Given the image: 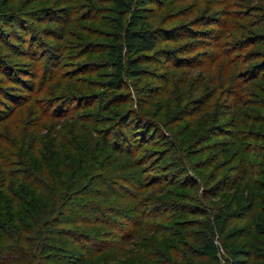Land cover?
Masks as SVG:
<instances>
[{"label":"rangeland","instance_id":"rangeland-1","mask_svg":"<svg viewBox=\"0 0 264 264\" xmlns=\"http://www.w3.org/2000/svg\"><path fill=\"white\" fill-rule=\"evenodd\" d=\"M2 1L0 0V15L4 17L16 15L19 21H22L24 29L16 27L15 24L8 28V24L6 25L4 24L5 21L0 20V29H4L2 32L5 34L7 31L14 33V35L8 37L7 42L0 40V109L7 111L4 104L10 107L17 104L22 96L30 97L33 92L21 83H16L11 77L21 78L23 81L30 83L29 85L32 82L35 84L38 79L34 74L39 63H43L45 67L51 69V92H46L47 88L50 87L46 85L47 90L34 94V97H43V100L50 97L52 104L55 103L61 105V107L68 106L73 97H76L79 102L82 101V104L80 102L82 108L74 110L77 111L74 114L75 116H69V114L68 116L52 118L53 128L57 129V132H53V135H57L59 139L64 137L67 141H73L76 134L79 144H83L82 150L79 149L80 153L78 151L74 152L72 166L76 167L75 172L67 171L64 182L69 183L79 177L82 170L79 154H84L88 148L94 146V141L97 144L100 142L105 144L106 142L100 140L104 133H108L107 138L117 148L118 146L115 145L118 143L117 141L123 144L124 147L129 145V141L124 144L123 138H136L135 142L141 138L140 135L133 133V129L130 130L128 135L123 130L122 120L124 116L128 115V122L137 119L141 124V129H143L145 122L150 125V128L146 131V135L148 134L147 139L150 141L148 144L141 146L135 154L129 153L127 155L122 150H116L113 146L106 148L103 159L106 161V165L109 163L108 169L106 166L107 171L111 172L109 174L115 175L119 181L125 176H139L145 179L156 174L168 175L175 178L177 186L161 188L167 182L163 183L162 180H157L150 186L148 185L150 182L146 181L147 183H145L148 186L142 185L138 189V185L132 182L129 185L134 187L135 192L137 191L135 198L130 201H119L117 198L118 205L128 209L136 206L135 203L140 198L144 202L153 203V205L148 206V209L153 212L156 210L155 205L160 203V198L174 199V202L181 206L197 205L203 208L211 218L215 219L214 221L219 225V229L222 228L223 232L231 234V238L226 240L225 244H230L231 248L241 247L244 240L236 239L232 236L235 234L231 232L237 222L228 226L230 219L223 213L228 205L235 209L238 206L240 207V203L248 202L247 179L259 178L264 183V175H248L246 177L242 188L243 200L240 202V197L237 196L238 200L236 202L238 204L235 203L234 197L239 189L230 192L222 190L214 194L211 188L218 179L235 176L236 169L244 156L251 157L254 162L257 161L258 167L256 168L264 170V158L255 160L251 152L244 151L243 154L238 152L240 145L247 141L243 137L247 131L244 129L246 127H243L246 126V123L255 131L264 133V122L256 120L257 114L264 115V108L255 105L244 108V111L249 109L248 114L251 111L250 120H246L241 116L238 118L236 115L239 111H231L228 108L231 103L228 86L231 85V81L234 79L237 81L234 88H242L244 82L240 77L256 59L228 62L227 56L221 53L222 56L213 65L207 63V65L193 66L190 63L181 61L183 62L181 66L175 67V59L186 60L197 57V60H204L207 59V55L216 52L218 48L199 47L193 52L182 53L181 50L185 47V43L194 42L196 39L169 40L164 35V33L171 32L173 28H176L175 32H178L180 27L200 22L202 18L209 16L223 19L224 15L221 11L223 7L216 6L213 8L212 2L214 0H135L134 7L136 11H131L126 17H122L118 11L113 10V4L110 0H6L5 4ZM197 2L200 6L195 7ZM131 20L134 21V27L137 29L150 28L154 30L161 41L157 48L149 52V61L141 64L142 73L131 75L125 73L126 88L121 91L112 90L105 85L113 77L112 58L109 51H112L116 44L112 40V36L118 32L119 26L130 24ZM191 29H197L199 37H205L206 41H213L211 38L212 30H210L213 27L195 24ZM15 34L19 35L20 38L17 39ZM36 49L38 52L47 51V53H50L51 59L46 61L45 58L40 62L37 58H34L32 53ZM252 50L264 51V47L257 45L247 47L242 52V59L252 54ZM59 53L63 55L60 57ZM134 55H137V53H134ZM204 62L208 61L204 60ZM227 63H230L229 67H227ZM5 68H8V73H4ZM56 70L61 72V78L58 76L53 77V72ZM68 73L73 76L71 78L73 81L63 78ZM237 73L239 77L235 78ZM166 77H168V82L165 79ZM73 82L80 86H73ZM65 83H68L66 90L62 87V85L67 86ZM256 83L259 87L264 84L261 80ZM260 83L261 85H259ZM69 84L72 85L70 88ZM254 84L255 81L252 90L261 97L262 92L260 91L259 94ZM151 90L154 93H159L158 97L152 98L151 94L148 93ZM119 94L122 95L121 98L131 97L130 102H120L118 104ZM60 96L67 97V99L62 98L61 101H58L57 98ZM135 96L141 102L138 99L136 100ZM17 97L18 99H16ZM34 97L30 98L21 107H24L26 112L34 111L39 115L41 112ZM91 99H93V105L85 103L91 101ZM136 101L145 107H141ZM240 107L242 109L243 105L241 104ZM20 109V107L16 108L13 116ZM65 109L70 113L69 106H65ZM196 111L200 112L197 113ZM79 115L83 120L78 119ZM237 121L240 122L238 126H236ZM77 127L80 128V131L77 130ZM0 128L2 127L0 126ZM141 129L138 130L137 134L142 133ZM236 131H238V134ZM116 132L121 133L122 136L117 141L115 138ZM59 139L58 143L60 142ZM249 142L253 143L254 141L250 140ZM257 143V145L264 147L263 140H258ZM103 148L105 146L101 150ZM64 149L67 150V148ZM259 154L264 156L263 152ZM94 157L91 156L92 159H88L84 165L89 174L93 173V167L99 161V158L94 160ZM138 159L146 162L137 164L135 160ZM155 160L159 161L156 165L154 162L152 163ZM99 171L101 170H97V173ZM183 171L189 172L197 182L193 189L189 187L190 183L186 184L187 177ZM215 176L217 177L213 181ZM85 183L86 181L79 182L76 187L79 188L80 185L82 187ZM98 185L100 188L103 187L101 184ZM164 189H170V192L163 191ZM73 190L72 188L69 192L72 196L60 199L64 202V209L62 214H59V212L54 213L56 218L65 217L71 212L72 206L80 204L83 198H89L90 195L92 198L96 196L86 191L89 190L88 187L83 188V190L80 189L85 191L86 194H73ZM175 192L178 194H175ZM185 193L188 196L191 195L194 201L190 198L181 197ZM258 194V202L262 204L264 202V191L258 192ZM89 199L91 200V198ZM94 199L95 202L101 204L115 202L116 200L108 197V195H98ZM262 207L264 208V203ZM219 213L221 216H219ZM185 218L195 220L202 219V216L187 215ZM256 219L253 216V222H256ZM262 226H264V218H262ZM70 227L74 226L71 225ZM223 232L222 234H224ZM32 235L34 238L31 244L34 249L31 252L37 251L39 253L38 257L42 264H45V262L51 263L48 260L49 255L57 252L60 254L63 247L68 252L69 257H74L76 251L79 250L72 244L70 239L58 238L51 232L39 234L42 235L40 237H37L36 232H33ZM38 240H42L40 246ZM224 250L221 245H219L217 251L215 250L221 264H226L225 256L227 255L225 252L226 250L230 251L229 249ZM69 257L66 259L68 260ZM172 257L177 259L179 263L183 261L177 255H172ZM82 261L83 264H89L85 259ZM256 262L253 259L250 260V263ZM143 264H146V262Z\"/></svg>","mask_w":264,"mask_h":264},{"label":"trees","instance_id":"trees-1","mask_svg":"<svg viewBox=\"0 0 264 264\" xmlns=\"http://www.w3.org/2000/svg\"><path fill=\"white\" fill-rule=\"evenodd\" d=\"M110 2L113 4V10L118 11L122 17H126L131 11H136L134 7L135 0H110ZM2 3L5 4L6 0H3ZM197 6H200L199 2L195 3V7ZM216 6L223 7V10H221L222 15H224L223 19L209 16L202 18L200 22L180 27L178 32H175L176 28H173L171 32L164 33V35L169 40L196 39L194 42L185 43V47L181 50L182 53L193 52L199 47L219 49L214 53H210L209 56L207 55V59L204 60L208 62L201 59L197 60V57L186 60L178 58L174 60L175 67L181 66V63H183L181 61L190 63L193 66L207 65V63L213 65L216 60L220 59L222 54L227 56L228 62L256 59L240 77L244 82L242 88H234L237 85V81L234 79H232L231 85L228 86L229 97L231 98L228 108L231 111H239L236 115L238 118L241 116L246 120H250L251 111L248 114L249 109L244 111V108L251 105L264 108V97H262L264 95V84L261 85L260 83L259 85L262 87H259L256 83L258 80L264 82V51L252 50L253 53L243 59L242 52L250 46L264 47V0H214L212 7ZM7 16L0 15V20L5 21L4 24H8V28L15 24L16 27L24 29L22 21L20 22L16 15ZM131 22L119 26L118 32L112 36V40L116 44L114 48L112 47V51H109L112 58L113 77L105 84L112 90L121 91L126 88L125 73L130 75L142 73L141 64L149 61V52L157 48L161 41L154 30L150 28L137 29L134 27V21L131 20ZM195 24L213 27V29H210L212 30L211 38L215 41L210 42L206 41L205 37H199L197 29H191ZM2 30L4 29H0V40L7 42L8 37L14 35V33L7 31L5 34ZM15 36L17 39L20 38L19 35L15 34ZM139 52L141 53L138 54ZM46 53L45 50L38 52L36 49L33 51L32 56L40 62L45 58L48 61L51 56L50 53ZM134 53H137V55H134ZM62 55V53H59L60 57ZM229 65L230 63H227V67ZM57 66L59 67L58 63ZM7 70L8 68H5L4 73H8L9 70ZM57 70L53 72V77L58 76L61 78V72H57ZM34 75L37 76L38 82L35 84L32 82L29 85L30 83L23 81L21 78L13 77L11 74L12 80L21 83L25 88L28 87L33 93L30 97L22 96L17 104L10 107L4 104L7 111L0 109V126L2 127L0 128V264H42L38 257L39 253L37 251L31 252L34 249L31 244L34 238L33 232L37 233V237L42 236L39 234H48L49 232L58 238L65 237L70 239L72 244L79 249L74 257H69L68 252L63 247L60 254L58 252L50 254L48 260L51 263L45 262V264H83L82 260L84 259L89 264H143L145 262L146 264H221L215 253L219 249V245L225 250H230L225 252L227 255L225 256L226 264H264V226H262V218H264L262 204L264 202L262 204L258 202V192L264 191V183L259 178L247 179L249 201H246L247 203L242 202V188L246 177L248 175H264V170L256 168L258 167L257 161L254 162L251 157L244 156L236 169L235 176L218 179L211 188L214 194L222 190L230 192L239 189V192L236 191L234 198L235 203L238 204L236 202L238 200L237 196L240 197V202H242L240 207L232 209L228 205L223 213L230 219L228 226L237 222L231 232L235 234L232 236L236 239L244 240L243 245L239 248H231L230 244H225L226 240L231 238V234L223 232L222 228L219 229V225L214 221L215 219L211 218L203 208L197 205L181 206L177 202L175 203L174 199L160 198L161 201L155 205L156 210L153 212L148 209V206L153 205V203L144 202L140 198L135 203L136 206L128 209L123 208L118 205V202L133 200L137 193L133 190L134 187L129 185L132 182L138 185L139 189L142 185L150 186L157 180H162L163 183H167L161 188H167L168 186H177L175 178L156 174L145 179L139 176H125L119 181L115 175L109 174L111 173L107 171L109 163L106 165V161L103 159L106 148L114 145L107 138L108 133H104L100 140L106 142L105 144L101 142L97 144L94 141V146L88 148L87 152H84L83 149L84 154H79L82 163L79 177L69 183L64 182L67 171L75 172L76 167L72 166L74 152L78 151L80 153L83 144H79L76 134L73 141H67L64 137L59 139L57 135H53V132L56 133L57 129L53 128L52 118L68 116L69 114V116H75L74 114L77 111L74 110L82 108V101H80V104L79 100L73 97L71 103L68 104L69 109H71L69 113L65 109V106L68 107L67 105L63 107L55 103L54 105L51 103L50 97H46L45 100H43V97H34V94L40 91L44 92L48 89L46 92H51V69L45 67L43 63H39ZM72 77L68 73L63 78L73 81ZM237 77H239L238 73L235 78ZM165 79H167V82L169 81L168 77ZM254 81V86L259 94L260 91L262 92L261 97L252 90ZM46 85L50 87L46 89ZM65 85L67 86L62 85V87L66 90L68 83H65ZM72 85L75 87L80 86L76 85V82H73ZM72 85L69 84V88ZM152 91L148 92L152 98L158 97L159 93ZM33 97L35 102L38 103L41 112L39 115L34 111L26 112L24 111L25 108L21 107ZM121 97L122 95L119 94L118 104L120 102H130L131 97ZM62 98L67 99V97L60 96L57 100L61 101ZM135 99L138 98L135 96ZM92 100L85 103L93 105ZM138 101L136 103L140 104ZM241 104L243 105L242 109ZM140 106L145 107L141 104ZM18 107L21 108L20 111H17L13 116ZM79 116L78 119L83 120L81 115ZM128 119L129 116L126 115L122 120V128L127 132L126 135L133 129V133L140 135L141 138L137 142H135L136 138H123L124 144L129 141V145L124 147L123 144L117 141L119 137L122 138L121 133L116 132L115 138L118 143L115 141V145L118 148L113 146L116 150H122L127 155L129 153L135 154L141 146L148 144L150 141L147 139L148 134L146 135L150 125L143 120L145 125L141 129V124L137 119H133L130 123ZM256 120L264 122V115L257 114ZM239 123L237 121L236 126ZM243 127H246L244 129L247 130L243 135L247 141L240 145L238 152H242L241 154L244 151L251 152L255 160L263 159L264 156L259 153H264V147L257 145V142L258 140L264 141V133L255 131L247 123ZM139 129L142 130V133L137 134ZM77 130L80 131V128L77 127ZM236 132L238 134V131ZM58 139L60 140L59 143ZM250 140L254 142L251 143ZM103 146L105 148L101 150ZM64 148H67V150ZM91 156H95L94 160L99 158V161L93 167V173L89 174L84 165L88 159H92ZM135 162L144 164L146 161L138 159ZM153 162L156 165L159 161L155 160ZM97 170L101 171L97 173ZM183 173L187 177L186 184L190 183L189 187L193 189L197 182L189 172L183 171ZM83 181H86V183L82 187L81 185L79 188L76 187L77 183ZM146 181L150 183L146 185ZM98 184L103 187L100 188ZM86 187L89 188V190H86L89 194L96 196L108 195V197L116 200L115 202L101 204L94 201L96 196L92 198L90 195L91 200L83 198L80 204L72 206L71 212L65 217L58 219L54 216L55 212L62 214L64 202L60 199L70 196V189H74L73 194H86L85 191L80 190ZM163 191L170 192V189H164ZM251 191L252 193H250ZM171 193L173 194L172 190ZM175 194L178 193L175 192ZM190 196L185 193L181 197L190 198L194 201V198ZM170 207L172 208L170 209ZM187 215H200L202 219H187L185 218ZM219 216H221L220 213ZM253 216L257 218L256 222H253ZM71 225L74 227H70ZM47 227L49 229H46ZM41 244L42 240H38V245ZM172 255L182 258V263H179L177 259H173ZM252 259L257 262L250 263Z\"/></svg>","mask_w":264,"mask_h":264}]
</instances>
